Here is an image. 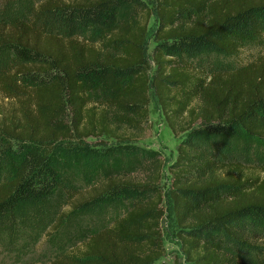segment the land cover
<instances>
[{
  "label": "trees",
  "instance_id": "16d2710c",
  "mask_svg": "<svg viewBox=\"0 0 264 264\" xmlns=\"http://www.w3.org/2000/svg\"><path fill=\"white\" fill-rule=\"evenodd\" d=\"M149 1L159 22L153 67L149 9L120 16L139 0H43L40 28L0 21V53L17 62L0 72V94L15 101L0 111V232L55 194L62 159L105 161L120 150L141 156L142 179L108 175L76 207L97 210L121 199L132 206L80 249L46 264H154L163 256L162 160L127 144L142 137L151 88L172 133H186L168 190L186 263L253 264L235 251L247 244L253 226H264V168L245 176L241 162L210 143H264V60L229 72L199 71L184 56L238 54L242 38L260 35L264 0ZM45 21L67 32H45ZM89 30L94 42L78 37ZM100 137L124 146L102 154L87 142Z\"/></svg>",
  "mask_w": 264,
  "mask_h": 264
},
{
  "label": "rangeland",
  "instance_id": "374dc122",
  "mask_svg": "<svg viewBox=\"0 0 264 264\" xmlns=\"http://www.w3.org/2000/svg\"><path fill=\"white\" fill-rule=\"evenodd\" d=\"M43 0H0V21L6 24L14 20L43 25V18L38 14V7ZM70 2L72 0H61ZM140 5L128 4L120 10L121 18H128L133 13L141 14L146 7L150 11L147 23V52L153 67L151 51L155 44V32L159 22L155 5L149 0H139ZM141 7V9L139 8ZM45 32L63 34L67 32L58 25H48ZM80 39L94 42L92 30L79 34ZM184 59L195 70L229 72L252 61L264 60V25L259 36H247L241 40L238 54L227 55L218 51H201L185 55ZM17 62L9 53H0V72L10 70ZM15 101L0 94V111L7 112ZM186 135L185 132L174 135L168 127L157 99L149 89L148 120L144 124L142 137L127 143L139 146L151 153V157L162 160L159 186L162 191L164 214L161 221L162 242L165 248L163 256L154 264H187L180 250L176 236L177 228L169 197L171 181L170 169L175 162L177 145ZM89 145L102 154H110L112 147L124 146L108 137L89 138ZM221 143L212 140L211 149L224 152L232 160L241 162L245 176H254L264 168V143L242 146L239 141ZM108 158V157H107ZM63 174L62 185L55 194L38 210L27 211L17 218L8 232H0V264H46L63 253L75 251L83 246L84 241L93 233L111 226L132 206L131 200L116 202L97 210H86L76 205L93 192L94 188L108 175L141 180L139 171L142 158L139 154L125 155L122 151L113 152L105 161L79 160L68 156L61 160ZM240 258L253 264H264V226H253L247 244L235 251Z\"/></svg>",
  "mask_w": 264,
  "mask_h": 264
}]
</instances>
